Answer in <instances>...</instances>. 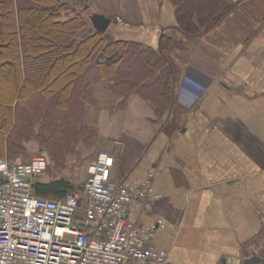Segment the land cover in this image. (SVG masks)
Instances as JSON below:
<instances>
[{"label": "crops", "instance_id": "1", "mask_svg": "<svg viewBox=\"0 0 264 264\" xmlns=\"http://www.w3.org/2000/svg\"><path fill=\"white\" fill-rule=\"evenodd\" d=\"M254 2L242 0L203 36L176 34L185 45L171 53L177 81L161 117L140 94L99 116L97 143L115 160L111 179L133 188L153 174L161 197L140 221L161 218L175 229L151 241L169 264H243L264 250V20ZM86 3L118 19L119 40L157 48L175 25L169 0Z\"/></svg>", "mask_w": 264, "mask_h": 264}, {"label": "trees", "instance_id": "2", "mask_svg": "<svg viewBox=\"0 0 264 264\" xmlns=\"http://www.w3.org/2000/svg\"><path fill=\"white\" fill-rule=\"evenodd\" d=\"M254 1L264 20V0ZM169 2L175 25L152 48L107 40L92 28L83 33L90 24L75 1L0 0V158L13 161L34 141L54 165L63 162L76 145H93L100 114L123 109L131 94L146 98L158 117L166 113L177 81L171 53L185 45L176 34L205 35L242 0ZM72 190L63 179L33 184L41 198Z\"/></svg>", "mask_w": 264, "mask_h": 264}, {"label": "built area", "instance_id": "3", "mask_svg": "<svg viewBox=\"0 0 264 264\" xmlns=\"http://www.w3.org/2000/svg\"><path fill=\"white\" fill-rule=\"evenodd\" d=\"M115 160L97 153L82 184L57 199L34 194L48 159L0 158V264H169V252L151 243L157 232L175 229L161 218L140 216L161 196L146 180L133 188L111 179Z\"/></svg>", "mask_w": 264, "mask_h": 264}, {"label": "rangeland", "instance_id": "4", "mask_svg": "<svg viewBox=\"0 0 264 264\" xmlns=\"http://www.w3.org/2000/svg\"><path fill=\"white\" fill-rule=\"evenodd\" d=\"M66 1L71 3L74 0H66ZM76 1L78 5L77 7L78 10L83 14V16L86 19H88L89 24L91 25L90 16L94 14L95 12H92V9L88 3L82 4L81 2L79 3L78 0ZM96 14H99V13H96ZM106 18H109V17H106ZM109 19H111L112 22L109 25L106 31V34L111 36L112 39H116L117 36L114 35L115 34L114 27L116 26L118 19L117 18H109ZM114 21L116 22L114 23ZM91 28L93 29L92 25L89 26L85 31H83V33L89 32ZM103 37L107 39L105 37V34H103ZM30 142H34V141H30ZM35 146H37V149H35L36 151H33V153L26 150L24 154L15 157L13 160L20 159V161L22 162H27L33 156L41 152L40 147L37 143H35ZM100 151H104V150L97 143V141L93 145H90V146L78 144L73 148V150H71L70 153H68L65 156V159L63 162H59L58 164L54 165V162L52 163L49 159L50 166L44 171V173L37 180L39 182H48L53 179H63V180L70 182L74 190L78 188L82 184V182L85 180L89 165L94 161L97 153Z\"/></svg>", "mask_w": 264, "mask_h": 264}, {"label": "water", "instance_id": "5", "mask_svg": "<svg viewBox=\"0 0 264 264\" xmlns=\"http://www.w3.org/2000/svg\"><path fill=\"white\" fill-rule=\"evenodd\" d=\"M90 22H91V25L93 27V29L100 33V34H105V37L108 39V40H112V37L107 35L106 34V31L109 27V25L111 24L112 20L109 19V18H106L105 16L103 15H100V14H92L90 16ZM116 21H114L115 23ZM44 155L46 156V158L48 159V162H49V158H48V155L47 153L45 152ZM260 262V264H264V261L261 260V259H258L256 257H252L251 259H246L243 264H258Z\"/></svg>", "mask_w": 264, "mask_h": 264}, {"label": "flooded vegetation", "instance_id": "6", "mask_svg": "<svg viewBox=\"0 0 264 264\" xmlns=\"http://www.w3.org/2000/svg\"><path fill=\"white\" fill-rule=\"evenodd\" d=\"M252 257H256V258H258V259H261V260H263L264 261V250H259L258 252H257V255H251ZM258 264H260V262L258 263Z\"/></svg>", "mask_w": 264, "mask_h": 264}]
</instances>
